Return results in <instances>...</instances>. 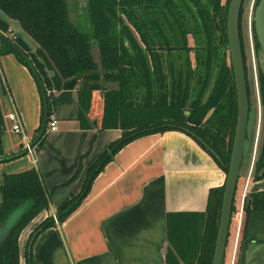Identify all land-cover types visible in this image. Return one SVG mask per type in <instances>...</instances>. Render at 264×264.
<instances>
[{
	"label": "trees",
	"instance_id": "trees-1",
	"mask_svg": "<svg viewBox=\"0 0 264 264\" xmlns=\"http://www.w3.org/2000/svg\"><path fill=\"white\" fill-rule=\"evenodd\" d=\"M258 2L256 0L255 5ZM228 5L229 0H86V16L92 28L89 35L69 21L66 0H0V10L17 21L36 43V55L53 73L51 85L44 87L47 120L51 110L47 93L59 91L65 79L75 77L79 81V127L93 126L88 120L92 96L101 92L103 109L99 129L121 131L120 138L88 169L80 192L56 212L54 218H46L29 235L25 264H35L32 246L37 236L56 222L63 223L87 197L96 176L119 150L137 138L181 132L226 175L237 118L226 34ZM252 31L258 54L253 21ZM239 39L242 50L240 18ZM20 52L26 56L11 39L0 34V56L13 55L32 73ZM242 56L244 62L243 50ZM32 75L41 94L44 117L39 81ZM245 77L250 107L246 69ZM257 78L263 116L252 171L254 181L264 178L261 172L264 169V71L260 67ZM3 123L0 109V135ZM44 133L45 130L35 141L42 143ZM23 154L4 157L0 150V162ZM80 170L79 166L70 180L75 179ZM222 195L223 186L211 188L204 213L167 214L165 264H211ZM49 197L34 169L3 176L0 225L19 208L25 207V210L0 240V264H20L19 235L31 220L48 209ZM242 210L235 264H245L251 244L264 242V191L247 193ZM234 211L233 205L231 216Z\"/></svg>",
	"mask_w": 264,
	"mask_h": 264
},
{
	"label": "crops",
	"instance_id": "crops-1",
	"mask_svg": "<svg viewBox=\"0 0 264 264\" xmlns=\"http://www.w3.org/2000/svg\"><path fill=\"white\" fill-rule=\"evenodd\" d=\"M0 34L26 54L41 84L50 86L53 73L36 55V43L17 21L1 10ZM78 87L79 81L71 77L63 81L59 91L47 93L50 116L42 143L36 142L44 120L37 83L29 69L13 55L0 56V109L4 120L0 150L4 157L24 152L16 159L0 162V184L4 175L34 169L50 194L48 209L31 220L19 235L20 264H25L29 235L46 218H54L80 192L88 169L121 136L118 129L98 127L103 109L101 92L92 96L88 120L93 126L79 127ZM12 112L19 116L20 134L13 133L5 121V115ZM52 120L56 121L53 131L48 127ZM247 152L250 163L244 177L239 172L235 191V195L239 191V204L230 219L225 248L226 257L231 236L228 264L236 262L243 199L247 193L264 191L261 184L252 181L258 147L253 146V154L250 147ZM79 166L80 173L70 180ZM224 182L225 173L185 134L168 131L137 138L119 150L96 176L87 197L63 223L56 222L37 236L32 246L33 261L35 264H165L167 214L204 213L209 190L223 186ZM233 219L237 223L232 234ZM255 259L258 261L254 262ZM245 264H264V243L252 251Z\"/></svg>",
	"mask_w": 264,
	"mask_h": 264
},
{
	"label": "water",
	"instance_id": "water-1",
	"mask_svg": "<svg viewBox=\"0 0 264 264\" xmlns=\"http://www.w3.org/2000/svg\"><path fill=\"white\" fill-rule=\"evenodd\" d=\"M241 5L242 0H229L226 18L228 53L233 73L237 101V118L232 142L230 161L227 168V173L225 175V182L223 184L220 216L211 264H223V260L225 257V248L229 233L233 200L243 159L246 130L249 119V100L247 93V83L239 39V14ZM252 21L254 24V33L260 49L258 52V59L261 57L262 60H264V0H259L256 8L254 9ZM21 55L27 62L36 79L39 81L42 93L44 105V120L42 124V131L39 133L40 137L42 135L43 130H45L48 114V103L45 94V89L44 86L41 84L31 61L27 59L24 54L21 53ZM185 114L187 115L188 113ZM261 172L264 173V169Z\"/></svg>",
	"mask_w": 264,
	"mask_h": 264
},
{
	"label": "rangeland",
	"instance_id": "rangeland-1",
	"mask_svg": "<svg viewBox=\"0 0 264 264\" xmlns=\"http://www.w3.org/2000/svg\"><path fill=\"white\" fill-rule=\"evenodd\" d=\"M66 1L68 6L69 21L80 31L91 35L92 28L88 22L85 11L86 0H66ZM255 3L256 0H243L242 12L239 17L242 50L244 54L245 69L247 71V82L249 86V96H250L249 121H248L249 123L247 126L248 128L246 130L248 137L247 140H245L243 162L240 167V174L243 177L246 175L250 163L249 155L248 152L246 153V151H249V147H250V149H252V154H253L254 145L259 149V141L261 138V129H262V116H263L262 115L263 110L259 100L257 69L258 67L264 69V60H262L261 57L258 59V54H256V48L254 45L253 31H252L253 13H254V9L257 6L255 5ZM189 45L192 46L191 38H189ZM94 54L96 55L95 50H94ZM190 57L192 60V54L190 55ZM252 181L259 183V185L261 184V186L264 187V178L254 181L252 177ZM242 185H243V180H241L240 188H242ZM238 204H239V191H237L235 195V209L238 208L237 207ZM24 210L25 207L19 208L7 219V221L4 224L0 225V240L4 237L7 230L18 220V218L20 217V215L23 213ZM236 223H237L236 220L233 219V227L231 229V233L234 231L235 229L234 226L236 225ZM232 242L233 240L231 239L230 236L228 240V246L226 249V257L224 264H228L229 262V258L232 250ZM263 243L264 242L259 244H251L247 252V257L250 256V254L255 248H257L258 246H260V244ZM257 261L258 259L254 260V262ZM21 264H23V262H21Z\"/></svg>",
	"mask_w": 264,
	"mask_h": 264
},
{
	"label": "built area",
	"instance_id": "built-area-1",
	"mask_svg": "<svg viewBox=\"0 0 264 264\" xmlns=\"http://www.w3.org/2000/svg\"><path fill=\"white\" fill-rule=\"evenodd\" d=\"M5 121L9 123L10 128L12 130L13 133L15 134H20L21 133V122L19 119V116L15 113H8L5 115ZM49 129L51 131L55 130L56 128V121L52 120L49 125H48ZM27 151H29V147H26Z\"/></svg>",
	"mask_w": 264,
	"mask_h": 264
}]
</instances>
